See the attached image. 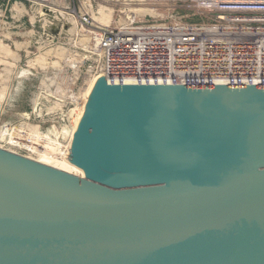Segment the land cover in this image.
Listing matches in <instances>:
<instances>
[{"label": "water", "instance_id": "water-1", "mask_svg": "<svg viewBox=\"0 0 264 264\" xmlns=\"http://www.w3.org/2000/svg\"><path fill=\"white\" fill-rule=\"evenodd\" d=\"M62 169L0 147V264H264V85L100 75Z\"/></svg>", "mask_w": 264, "mask_h": 264}, {"label": "rangeland", "instance_id": "rangeland-1", "mask_svg": "<svg viewBox=\"0 0 264 264\" xmlns=\"http://www.w3.org/2000/svg\"><path fill=\"white\" fill-rule=\"evenodd\" d=\"M188 4L179 0H0L1 148L50 165L52 159L46 162L42 154L52 158L48 154L54 144L60 138L68 142L81 96L99 74L94 27L115 26L129 16L171 23L172 14L183 13Z\"/></svg>", "mask_w": 264, "mask_h": 264}, {"label": "built area", "instance_id": "built-area-1", "mask_svg": "<svg viewBox=\"0 0 264 264\" xmlns=\"http://www.w3.org/2000/svg\"><path fill=\"white\" fill-rule=\"evenodd\" d=\"M179 2L190 5L171 23L129 16L94 27L96 77L121 85H264V0ZM66 142L47 154L65 159Z\"/></svg>", "mask_w": 264, "mask_h": 264}, {"label": "bare ground", "instance_id": "bare-ground-1", "mask_svg": "<svg viewBox=\"0 0 264 264\" xmlns=\"http://www.w3.org/2000/svg\"><path fill=\"white\" fill-rule=\"evenodd\" d=\"M107 20V22H105V23H108V19H106ZM96 78L97 77H95L94 79H91V81L88 83V85H87V87L85 88V91H84V94L81 96V97H83V100H81V102H82V104H81V106H80V108L79 109H77L78 110V113H76V117H74V129H73V131H72V133H70V137H69V139H68V142L66 143V148L67 147H69L70 146V143H71V140H72V137H73V134H74V132H75V130H76V128H77V125H78V122H79V119H80V117H81V115H82V110L84 109V106H85V103H86V99H87V96H88V94H89V92L91 91V89H92V86H93V84H94V82H95V80H96ZM1 147V146H0ZM44 153V152H43ZM42 155H44V156H42L43 158H44V160L46 161V160H48V159H52V161H49L48 160V162L50 163V166H53V167H55V168H58V169H61V170H63L62 169V166H63V163H64V161H65V159L63 158V159H59V158H48V156L46 155V154H42ZM37 161V160H36ZM47 162V161H46ZM42 163V162H41ZM45 164V163H44ZM46 165H48V164H46ZM66 171V170H65ZM69 172V171H68Z\"/></svg>", "mask_w": 264, "mask_h": 264}, {"label": "crops", "instance_id": "crops-1", "mask_svg": "<svg viewBox=\"0 0 264 264\" xmlns=\"http://www.w3.org/2000/svg\"><path fill=\"white\" fill-rule=\"evenodd\" d=\"M1 1H2V0H1ZM17 13H18V11L16 10V11H15V15H16ZM13 15H14V14H13ZM17 15H18V14H17Z\"/></svg>", "mask_w": 264, "mask_h": 264}]
</instances>
